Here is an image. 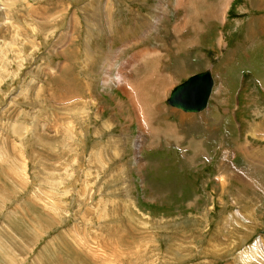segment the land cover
Listing matches in <instances>:
<instances>
[{
  "label": "rangeland",
  "instance_id": "374dc122",
  "mask_svg": "<svg viewBox=\"0 0 264 264\" xmlns=\"http://www.w3.org/2000/svg\"><path fill=\"white\" fill-rule=\"evenodd\" d=\"M220 1L0 0V264H264V0Z\"/></svg>",
  "mask_w": 264,
  "mask_h": 264
},
{
  "label": "water",
  "instance_id": "95a60500",
  "mask_svg": "<svg viewBox=\"0 0 264 264\" xmlns=\"http://www.w3.org/2000/svg\"><path fill=\"white\" fill-rule=\"evenodd\" d=\"M214 85L210 69L194 74L173 89L168 103L187 112H200L208 106Z\"/></svg>",
  "mask_w": 264,
  "mask_h": 264
},
{
  "label": "bare ground",
  "instance_id": "6f19581e",
  "mask_svg": "<svg viewBox=\"0 0 264 264\" xmlns=\"http://www.w3.org/2000/svg\"><path fill=\"white\" fill-rule=\"evenodd\" d=\"M223 4V6H227L226 5V0L224 1H221L220 3H219V5H215V6H213L212 7V9H211V14H217L218 13V11H221L220 10V7H221V5ZM225 4V5H224ZM208 11V10H207ZM205 13V12H204ZM221 13H222V11H221ZM214 16H216V15H214ZM217 17V16H216ZM187 22V21H186ZM142 52V51H141ZM137 54V53H136ZM154 55V54H153ZM138 55H136V57H137ZM147 57L149 56V55H146ZM155 56H157V57H159V55L158 54H155ZM147 57H145V56H141L139 59H138V61H136L135 63L133 62V65L131 66V68L133 67V68H137L138 67V64L139 65H141V63L142 64H144L145 63V58H147ZM149 58V57H148ZM161 59V58H160ZM163 59V58H162ZM125 66V65H124ZM159 67V66H158ZM132 68V72L133 71H135L136 69H133ZM123 71V69H121V71H119L118 72V75H119V77L121 76V72ZM137 73H138V71H136ZM155 72V71H154ZM212 72V71H211ZM123 73V72H122ZM130 75V74H129ZM213 75V74H212ZM157 77V76H156ZM159 78V77H158ZM157 78V79H158ZM154 79V77H151V76H149V75H146V76H131L130 75V78H129V81H132L133 80V88H134V92L135 93H132V94H134V95H136V96H144L145 94H149V93H145L144 94V90H145V85H147V89H148V87L150 88V89H152L151 88V86H150V84L149 83H147V82H151L152 80ZM168 79H169V81L167 82V80H166V77L164 76V80H160V82H159V84H158V82H156V84H158V89H157V91H155V92H157L156 94L158 95V97L159 96H161V91H162V89L164 90L165 88H167V86H169V84H172V82H171V79H172V77L171 76H168ZM159 81V80H158ZM129 84L132 86V84L129 82ZM165 85V86H164ZM125 86V85H124ZM130 86V87H131ZM156 86V85H155ZM124 88V87H123ZM126 88V87H125ZM130 89V88H129ZM137 89H140L139 91L137 90ZM127 90H128V88H127ZM152 90H155V89H152ZM168 90V89H167ZM136 91H137V94H136ZM148 91V90H147ZM146 91V92H147ZM173 91V90H172ZM129 92H132V89L131 90H129ZM148 92H151V91H148ZM154 92V91H153ZM165 93V92H164ZM164 93H163V95H164ZM172 93V92H171ZM156 95V96H157ZM171 95V94H170ZM134 97V96H133ZM142 98V97H141ZM141 101V100H140ZM143 101V100H142ZM210 101V100H209ZM141 103V102H140ZM145 103V102H144ZM134 104V103H133ZM146 104V103H145ZM131 105H132V103H131ZM148 106V105H147ZM140 107V106H139ZM143 107H144V105H143ZM150 107V106H149ZM145 108V107H144ZM211 110H212V108H211ZM142 111L143 112H141V114H142V116H141V123H140V128H141V138L142 139H150V141H151V144L153 145V146H155L156 145V143H157V141H158V139H159V137H158V132H156V130H154V131H151L150 130V127L152 126V123H151V119H150V116H152V115H150L149 116V114L150 113H147L148 111H146L145 109H143L142 108ZM151 111V110H150ZM184 111V110H183ZM185 112H187V111H185ZM190 112V111H189ZM194 118H196L195 116H194ZM153 119V118H152ZM187 119H193V117H187ZM155 122H153V124H154ZM154 127V126H153ZM156 128V127H155ZM165 130H170L171 131V133H173V135H176L177 134V130L173 127V126H171V125H169L168 126V128H166ZM164 130V131H165ZM169 131V132H170ZM162 132V131H161ZM163 133V132H162ZM166 133H167V131H166ZM262 133L264 134V128L262 129ZM174 137H176V136H174ZM140 142H141V144H142V140H139ZM139 142V143H140ZM118 146V145H117ZM99 153H100V151H98L97 153H92L91 154V156H94L95 157V155L97 154V156L99 155ZM119 153V152H118ZM127 183H126V187H127ZM254 248V247H253ZM252 253V252H251Z\"/></svg>",
  "mask_w": 264,
  "mask_h": 264
},
{
  "label": "crops",
  "instance_id": "0c3cea01",
  "mask_svg": "<svg viewBox=\"0 0 264 264\" xmlns=\"http://www.w3.org/2000/svg\"><path fill=\"white\" fill-rule=\"evenodd\" d=\"M220 2H221V1H220ZM220 2H219V3H220ZM188 3H189V2H185V3H184L183 7H184L185 9L188 8V6H189ZM230 4H231V2H230ZM230 4L228 5V7L230 6ZM224 5H225V4H224ZM225 7H226V6H223V4H222L221 7H220V10L223 9V8H225ZM225 9H226V8H225ZM228 9H229V8H228ZM228 9H227V10H228ZM195 13H196V15L201 16V17H202V16H204V17H210L212 12H211V10H209V11L206 10L205 13L197 14V13H198V10H197ZM209 15H210V16H209ZM214 15H215V14H213L212 17H215ZM217 15L223 18V13H221V11H218ZM215 18H216V17H215ZM217 19H219V18H217ZM222 23H223V19H222V21L220 22V25H221ZM220 25L217 27L219 30H220ZM198 26H200V25H197V27H198ZM177 27H178V26H177ZM178 28H179V27H178ZM219 37H220V35L218 36V41H217V46H218V47L220 46V43L223 41V40H221ZM193 43H194V41H192V42H190V43H188V44H193ZM195 44L197 45V43H195ZM203 44H204V43H200V45H201V49H202V45H203ZM151 51H152V50H148V52H151ZM154 52H155L154 54H158V55H159V58H160V53L158 52V50H156V51H154ZM146 55H147V54H146ZM141 56H143V55H142V54L139 55V58H140ZM139 58H138V59H139ZM138 59H137V60H133V62H134V61H138ZM211 71H212V70H211ZM242 78L244 79L245 76H242ZM241 134H243L242 130H241Z\"/></svg>",
  "mask_w": 264,
  "mask_h": 264
}]
</instances>
